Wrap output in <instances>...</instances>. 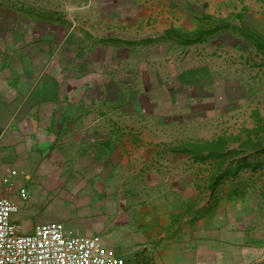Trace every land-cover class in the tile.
Wrapping results in <instances>:
<instances>
[{
	"label": "crops",
	"instance_id": "1",
	"mask_svg": "<svg viewBox=\"0 0 264 264\" xmlns=\"http://www.w3.org/2000/svg\"><path fill=\"white\" fill-rule=\"evenodd\" d=\"M241 28L264 39V0H0V190L20 206L13 220L27 233L61 222L133 264H264V181L214 182V165L166 134L242 96L206 63L231 42L254 65Z\"/></svg>",
	"mask_w": 264,
	"mask_h": 264
},
{
	"label": "rangeland",
	"instance_id": "2",
	"mask_svg": "<svg viewBox=\"0 0 264 264\" xmlns=\"http://www.w3.org/2000/svg\"><path fill=\"white\" fill-rule=\"evenodd\" d=\"M224 43L226 44L227 42ZM228 43L224 44L225 46H222V49L218 48L217 51L221 53L220 55L216 56L212 55V52L209 53L212 59H208L206 63L211 65L215 63V68L217 70L220 69L221 78L227 81L234 80L235 83L244 87V93L232 102V105L228 107L229 110H216L213 112L209 111L208 108H200L195 113L190 112L188 115V126L183 124V127H179L178 125L168 127L166 134H169L168 139L171 140L170 144L172 148L187 142L214 140L222 135H243V138H245L246 131L253 130L259 126L256 119L257 115L264 120V55L255 47H253L254 50L248 49V52L245 53L254 54L257 52L259 54L251 58V61L254 62V65H251L248 57L240 55V52L244 51H240L236 49V46L233 44L229 45ZM241 49L243 50L245 47L241 46ZM195 53H197L196 50ZM222 63L227 67L221 65ZM233 107L236 108L233 109ZM261 135L264 137V129L261 131ZM238 146V143L233 144L234 148H238ZM244 153L249 162H261V168L253 171L250 168H242L241 165L239 166L238 163H235L231 166V172H236L238 168H241L238 170L237 176L253 178L254 192L257 190L260 192L262 190V182L264 181V152L253 150ZM251 171L253 172L251 173ZM43 216L45 218L48 217L47 215H40L31 221L33 223H40L43 221Z\"/></svg>",
	"mask_w": 264,
	"mask_h": 264
},
{
	"label": "built area",
	"instance_id": "3",
	"mask_svg": "<svg viewBox=\"0 0 264 264\" xmlns=\"http://www.w3.org/2000/svg\"><path fill=\"white\" fill-rule=\"evenodd\" d=\"M2 184L0 178V187ZM21 196L29 198L26 191ZM19 208L0 190V264H133L107 254L97 236L77 235L61 222L38 224L33 232H24L13 220Z\"/></svg>",
	"mask_w": 264,
	"mask_h": 264
},
{
	"label": "trees",
	"instance_id": "4",
	"mask_svg": "<svg viewBox=\"0 0 264 264\" xmlns=\"http://www.w3.org/2000/svg\"><path fill=\"white\" fill-rule=\"evenodd\" d=\"M209 31L210 32L205 31L204 34L207 35L213 33L215 30L211 29ZM240 31H242L244 38L251 40L258 50L264 51V39L260 35L250 31L248 28H241ZM204 34H200V36L197 38L190 37L188 42H200L202 41V35ZM256 119L259 126L253 130L246 131L245 138H243V135H222L214 140L187 142L178 147L172 148V150L174 152L187 153L196 161H205L214 165V182H216V179L222 181V179L227 176L237 175L238 170L241 168H238L236 172H231V170L228 168L235 163H238L239 166L241 165L242 168H250L253 171H257L262 166L261 162H249L246 154L244 153L246 151L253 150L264 152V137L261 135V131L264 129V120H262L259 115H257ZM234 143L239 144L238 148L233 147Z\"/></svg>",
	"mask_w": 264,
	"mask_h": 264
}]
</instances>
